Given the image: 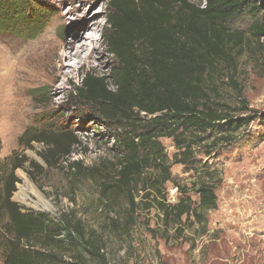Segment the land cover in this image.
Listing matches in <instances>:
<instances>
[{
	"label": "rangeland",
	"instance_id": "rangeland-1",
	"mask_svg": "<svg viewBox=\"0 0 264 264\" xmlns=\"http://www.w3.org/2000/svg\"><path fill=\"white\" fill-rule=\"evenodd\" d=\"M34 1L27 9L34 18L45 17L43 33L32 38L14 29L0 30L1 170L7 175L15 157L16 164H23L15 171L19 183L12 201L25 212L48 214L56 222L66 215L81 220L89 234L103 237L110 264H264V34L252 35L256 21L264 26V0H257L262 6L257 16L243 15L229 25V32L240 33L241 38L227 40L228 57L212 79L218 92L214 99L227 106L233 117L252 119L237 131L231 146L209 157L204 154L209 149L197 147L196 163L175 165L173 180L164 187L167 204H176L185 192L199 203L196 192L200 184L213 183L217 208L202 211L201 219L184 218L178 227H168L156 208L148 211L141 203L129 234L120 233L123 231L112 222L115 217L125 226L127 199L116 198L109 206L100 186L106 178L90 171L105 160L117 162L116 128L74 95L75 86L82 85V74L106 75L117 67L104 41L111 31L108 21L113 0ZM189 1L204 7L207 0ZM86 14L102 25L95 36L99 52L96 64L80 67L77 60H64L66 68L70 65L75 70L69 76L60 75L55 83L60 72L58 46L70 41L88 43L87 32L79 37ZM28 130L31 134L24 144L32 134L45 130L73 134L80 145L70 157L59 158V165L48 168L41 157L46 151L44 144L33 143L27 149L20 146V138ZM161 141L171 162L177 148L172 139ZM74 161L83 162L87 171L76 175L69 168ZM46 204L49 209L44 208ZM6 224L5 219L0 223V264H5L6 243L11 239ZM76 253L69 249L59 255L63 264H79ZM85 261L100 264L88 255Z\"/></svg>",
	"mask_w": 264,
	"mask_h": 264
},
{
	"label": "trees",
	"instance_id": "trees-1",
	"mask_svg": "<svg viewBox=\"0 0 264 264\" xmlns=\"http://www.w3.org/2000/svg\"><path fill=\"white\" fill-rule=\"evenodd\" d=\"M32 2L0 0V30L14 29L32 38L43 33L45 17H33L27 9ZM112 5L111 31L104 41L117 67L106 75L82 74V85L75 86L74 95L116 128L119 156L117 162L105 160L90 171L106 178L100 186L109 206L116 198L127 199L125 226L112 218L114 227L123 231L120 233L129 234L141 203L148 211L156 208L168 227H178L184 218L201 219L202 211L217 208L215 184H200L196 192L199 203L182 189V198L167 204L164 187L172 182L175 165L196 163L197 147L209 149L204 153L209 157L231 146L237 131L252 119L233 117L227 106L216 101L218 92L212 79L228 57L227 40L241 38L240 33L229 32V25L243 15L257 16L262 6L257 0H207L204 7L189 0H113ZM262 34L264 26L256 21L252 35ZM29 134L28 130L20 138V146L27 149L33 143L44 144L41 157L48 168L59 165V158L70 157L80 145L73 134L45 130L32 134L24 144ZM162 139H172L177 148L171 162ZM13 160L7 175L0 164V223L7 220L11 235L5 264H63L59 253L69 249L78 252L79 264H87V255L100 264H110L103 237L89 234L81 220L66 215L56 222L48 214L25 212L12 201L19 183L15 171L23 167L22 162L16 164V157ZM69 168L76 175L87 171L81 161L70 163ZM139 195L141 201L137 202Z\"/></svg>",
	"mask_w": 264,
	"mask_h": 264
},
{
	"label": "bare ground",
	"instance_id": "bare-ground-1",
	"mask_svg": "<svg viewBox=\"0 0 264 264\" xmlns=\"http://www.w3.org/2000/svg\"><path fill=\"white\" fill-rule=\"evenodd\" d=\"M85 19L81 24V29L79 30V37H81L82 32H87L86 42H82L80 45H76L77 41L67 42L65 45L61 44L57 48L56 59L60 63V72L58 76L53 80L55 83L60 81L61 76H69L75 70L74 66L64 64V60H77V65L84 67L86 64L95 65L96 64V54H98V45L96 43L95 36L102 30V25L99 20L95 17L85 15ZM80 40V39H79ZM45 209L50 207L46 204Z\"/></svg>",
	"mask_w": 264,
	"mask_h": 264
}]
</instances>
